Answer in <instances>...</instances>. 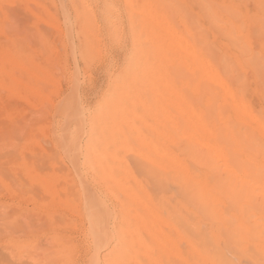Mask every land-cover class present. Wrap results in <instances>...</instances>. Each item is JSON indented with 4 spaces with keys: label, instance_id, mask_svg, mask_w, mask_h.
<instances>
[{
    "label": "bare ground",
    "instance_id": "bare-ground-1",
    "mask_svg": "<svg viewBox=\"0 0 264 264\" xmlns=\"http://www.w3.org/2000/svg\"><path fill=\"white\" fill-rule=\"evenodd\" d=\"M19 1L0 0V36L5 37L0 39V148L6 143L12 148L5 157L0 149V186L1 191L7 187L14 199L40 201L47 221L36 229L56 232L55 245L63 240L62 230L70 228L72 220L68 212L67 219L55 214L59 202L79 216L94 245L88 264H103L97 252L112 242L119 251L112 257L107 254L111 258L106 264H143V258L150 264H264V0H124L135 14L131 21L135 44L125 67L113 78V88L86 118L73 77L71 93L56 106L63 117L56 142L74 175L60 170L45 146L37 143L48 130L41 122L51 101L47 88L55 83L48 60L55 55L51 46L40 50L48 45L42 32L37 35L39 55L50 56L40 61L39 50L31 48L25 31L3 24L10 21L4 4ZM29 1L42 9L41 15L47 14L48 0ZM84 2L75 5V16L81 18L90 43L94 30ZM3 90L32 100L28 99L43 117L40 125L21 126L22 111L5 103ZM18 135L26 140V135H35L37 140H28L44 147L45 165L42 156H35L40 147L33 144L35 149L29 150L25 146L30 141L22 146ZM24 150L35 153L29 159H41L40 163L30 162L27 154L22 155ZM128 154L136 157L134 163L126 159ZM82 165L93 170L101 189L82 177ZM18 172L26 174L27 197L15 189L22 184L20 179L16 185L9 183L16 175L24 177ZM52 200L56 205H50ZM6 212L15 219L8 221L0 214L2 224L14 220L9 232L0 224L3 239L6 231L7 235L15 231L21 215ZM28 228L18 235L10 233L14 239L8 240L29 241L20 246L29 253L28 259L22 258L24 264H32L36 249L35 241L30 245L35 232ZM49 250L43 251L45 261L55 257ZM8 251L15 259L16 249L12 257ZM70 251L67 256L75 257ZM129 251L127 258L124 252ZM24 252L21 256L16 252L13 264Z\"/></svg>",
    "mask_w": 264,
    "mask_h": 264
},
{
    "label": "rangeland",
    "instance_id": "rangeland-1",
    "mask_svg": "<svg viewBox=\"0 0 264 264\" xmlns=\"http://www.w3.org/2000/svg\"><path fill=\"white\" fill-rule=\"evenodd\" d=\"M48 1L49 2L47 3V9H48L47 14H49V16L47 14H45L44 16L41 15L42 9L38 6H36L35 4L31 3L30 1L28 2V0H27V2H26V0L19 1L17 3H14L13 5H12V3L11 4H8V3L4 4L3 9H4V11L6 10V12L9 13L10 21L7 22V20H5V21H3V24L5 23L9 27L17 26L23 32L25 31L29 45L31 46L32 49L33 48H34V50L37 49V52L39 50L38 47L40 46L39 38L37 35L40 34V32H42L43 34L46 35V37H48V40H47L48 45L42 46V47L40 46L41 47L40 50H42V51L45 50V48H48L49 46H51V48L53 50V54L55 55V57L53 56V58H55V59H53L51 57V60L53 59L52 60L53 62L48 58V56H50V54L48 56H46L45 54H44V56L42 55L45 59H47V60L49 59L48 60V62H50L49 67L51 68V70L53 68L52 72L54 74L52 73V75H53V78L55 80V83H53L51 86H49L47 88L48 94L50 93L49 95L51 96V101H50V103H47L48 109L46 110V113H47V117H45L46 122L45 121L41 122L42 124L46 125L45 128H47L48 130L46 129L47 131H44V134H41V135L39 134L40 137L37 135V137H39L38 140L34 137L35 135L33 137H30V135H26V136H29L28 138H30V139L31 138L36 139L37 143H38V141H40L39 142L40 145L42 144L43 146H45V148L43 146L41 147L38 145L39 143L35 145L36 141L33 139L35 142V143L33 142L35 148L37 146H39L41 149V151H40V149L37 150L38 149V147H37V149L34 151L36 153L35 156L37 158L39 156H42L43 154L46 155L45 151L42 150V148L47 149L46 151H48V153H50V156H48V155L47 156L50 157V160L53 157L54 159L52 158V160L57 161L60 164V166H59V164L56 162L57 165L60 167V170L63 167V169H64V170L62 169L63 172H65V169H66V171L68 169V173H71L72 175H74V171H75L74 167L72 166L70 161L65 157L66 155L64 154V152L61 150V148L58 146V144L56 142L55 136H59V134L62 131V125H63V121H62L63 117L57 113L56 106L62 100L63 97H65L69 93H71L72 86L74 83L73 77H75L76 90L78 93L79 104L82 106V110H83L85 117L86 118L89 117L90 113L93 112V110L98 106L99 100H101L103 95L107 91H109L113 88V83H114L113 78H115V75L120 70H122L123 67H125L126 62H127L128 58L130 57V55L133 51L132 49H134L135 41H134L133 36H132L131 21H132V18L135 14L132 12H129V10H127V7H126L124 0H87V1L83 0V2L85 1L84 2L85 8H86L85 10L87 12H89V14L91 16L90 29L94 30L93 37H91V41L89 43V39L87 37V31L83 28L81 18H78L75 16L76 10H77V7L75 5H77L79 3V0H48ZM25 3H27V5L28 4H30V5L27 6ZM107 4H110L111 7H107ZM50 10H51V12H50ZM37 16H40V18H38ZM51 17L54 19H51ZM67 18H68V20H67ZM0 39L4 40L5 37L3 35H1ZM40 50H39V53L36 52L37 53L36 58L38 57L39 60L41 61L44 58L41 57V55H39V54H41ZM55 63H57V64H55ZM49 89L50 90L52 89L54 92L50 91ZM51 93H52V95H51ZM2 96H3V99L5 100L6 104H9L10 106L12 104L18 110L22 111L20 113V115L23 114L24 116L22 115L23 118L20 119V117H21L20 116L18 119V122L20 121L21 126H23V125L24 126L25 125L30 126V123H33V124L37 123L40 125V119L43 117L41 115V111H38L37 108H35V106H32V104H30L32 102V100H30L26 96H12V94L8 90H3ZM28 99L31 102H29ZM48 104H50V105H48ZM31 118H33V119H31ZM41 120H43V119H41ZM45 128H44V130H45ZM48 131L51 132L50 135H49ZM45 134H46V137L44 136ZM52 135H54V136H52ZM42 136H43V138H42ZM28 138H27V140H28ZM50 138H52V139H50ZM18 139H19L21 145L26 140V138H23L20 135H18L17 141H18ZM30 139L28 141L26 140L25 143L29 142ZM49 139L51 141H54L55 143L51 142ZM42 141H44V142H42ZM6 142H8V141H6ZM20 144H18V148L21 147ZM30 144H32V141H30ZM30 144H27V145L25 144L26 145L25 147H28L29 150L31 147L34 148L33 144L29 147L28 145H30ZM6 145H7V143L4 144L2 146V148H0V149H2L1 151H3V153H1V151H0L1 157H3V155L7 154V153H8L7 154V156H8L10 154L9 152H12V148L10 146H8V147L11 149H8V150L4 149L7 147ZM22 146H24V144ZM47 147H50V149ZM23 148L21 147L18 150H22ZM29 150L28 151L26 150V153L24 150L22 155H24V153H25V154H27L28 159L32 158V156L34 158L35 153L30 154ZM131 155L132 154H128L126 159L128 161L134 163V161H136V157L133 155L131 156ZM5 156L6 155H4V157ZM47 156L46 157L42 156L41 158L43 159V157H44V159L46 160ZM27 157H25L26 160H28ZM37 158L31 159V160L29 159V160H30V162L36 161L35 163H38L37 162V160H38L40 163L41 159H37ZM44 159L42 161L44 162V165H45L46 162L44 161ZM52 160H51V162H54ZM60 161H61V163H60ZM62 163H64V164H62ZM65 164L67 165V167ZM46 170L47 169L45 168V171ZM48 171H49V169H48ZM80 172L82 174V177L84 179H87L90 182V184L93 186V188L99 189L102 186L98 177L95 176V173L93 174L92 169L89 170V168L87 166L84 167L82 165V167H80ZM20 173L18 172L19 176H22V175H20ZM21 174H23L24 177H17L18 175H16L14 177L18 178V179H16V181L14 182L15 178L12 177L13 181H12V183L11 182H9V183L11 185L12 184L16 185V182L21 180L23 185L20 184V182H18L17 184H20V185H18L20 188L17 187V185H16L15 189L17 190V188H18L17 193H19V194L22 193L21 194L22 196L27 197L26 196V195H28L27 190H29V188H28V184L25 185V183L27 182L26 181V174H25V172H22ZM94 176L97 178L93 179ZM21 178L22 179L24 178V179L22 180ZM95 180H98L100 183L98 181L96 182ZM6 181H7V179H6ZM24 181H26V182H24ZM96 183H97V185H96ZM2 185L0 186V191H1ZM99 185H100V187H99ZM13 187H14V185L12 186V188ZM3 189L0 192V214L2 213L1 214V217H3L2 219H4V218L7 220L9 219L8 221L15 219L11 216V214L6 212L7 210H9L10 213L15 212V213L21 214L19 220H16L17 222H15V227H14L15 231L11 230L13 233L12 232H10V233L18 235V234H20V232H22L24 230L25 226H26V228H28L27 227L28 225H30L31 229L33 228V230L28 228V229H26V231L29 230L30 233H34V232L36 233V235L34 233V238L30 239L33 241L32 244H30V245H33L34 241L36 242V245L32 246L33 249L36 248V249H34L35 250L34 251L35 256L31 255V257H33V258L32 259L30 258L32 264H34L35 261H37L35 263L40 264V263H42L41 260H43L44 264H51V263H53V264L54 263L55 264H65V261H66V264H88V261L90 260L92 254L94 253L95 248H94V245L91 244L92 243L91 239L88 237V235L86 233L87 231L85 232L83 222H81L82 220L79 218V216L77 214H75L72 210H69L63 204H61L59 202L56 206V208L59 206L57 209L53 207V208H51L52 210H49V212H52V211H54L53 209H56L57 211H55V214L56 215L63 214L65 216V219H67L66 216L69 213V216H67V217H69L72 220L71 221L70 219H68L72 222V224H70L72 228L70 227V225H69V227L71 229L68 227L63 228L62 233L65 234V237L63 238L62 241H60V243H57L58 245H55L56 240L53 239L52 236L56 232L52 233V234L45 232V234H46L45 235L44 230L38 231L39 228L41 229L42 223L47 221V216H46L47 213H45L44 210H41L39 208V204H41L40 201L38 200V201L34 202L31 199L26 200V198H25V200L28 201V202H26L23 200L24 199L23 197H22L23 199L20 198L21 200L20 199H14L11 195H9V190L7 187H5ZM6 190H8V191H6ZM1 193H3V194H1ZM6 194L9 196H7ZM46 199L48 200V202L51 201L50 198H48V197ZM19 200H20V202H19ZM109 200H110V198H109ZM22 201H24V202H22ZM52 201L54 203L51 202L52 204H50V205H54V204L56 205V202L54 200H52ZM36 202H37V204H36ZM11 203H13V204L11 205ZM109 203L112 206L116 205L115 202L112 200L109 201ZM6 204H8L9 206ZM17 204H19L20 206ZM16 206H18L20 208V210H19L20 212L17 211L18 208H16ZM62 206H64L67 209L66 212H64L66 209L63 208ZM3 209L4 210L7 209V210L4 211ZM35 209H37L38 212L40 211V213L38 214L36 212L37 210H35ZM33 211H35V212H33ZM32 213H35L36 215H39V216L36 217L35 214H33L35 216H32ZM64 213H66V215ZM117 215H118V213L115 214L116 219H114V220H117V222H118V220L121 218H119L120 215H118V216ZM7 216L8 217L11 216L12 218H8ZM34 217L36 219H34ZM30 220H31V222H30ZM0 221H2V220H0ZM21 221H23V223L25 225ZM34 221H36V222H34ZM3 222H5V221L3 220ZM74 222H76V223L74 224ZM13 223H14V220L12 221V224ZM0 224H1V226L3 224L6 225V228L4 227L5 230L8 228L10 229V227H8V225L11 223H9L7 225V223L2 224V222H1ZM12 224H11V228H12V226H14V224L13 225ZM26 224H28V225H26ZM34 225H36V226H34ZM72 225L74 226V228ZM1 226H0V230L2 229L1 230L2 234H0V237L2 238L3 237L2 235L4 232H3V227L1 228ZM34 227H35V229H34ZM9 229H8V232H9ZM1 231H0V233H1ZM31 231H33V232H31ZM38 232H41V233H38ZM10 233H8L9 235H7V231H6V233L4 234L5 239H3L4 237L2 239L0 238L1 239L0 242L1 241L3 242V243L1 242L2 244L0 243V255H1L0 258L2 257V259H4V260L1 259L2 261H0V264H2V263L13 264V262L15 263V261H16L15 259H18V258H16V252H18V255L20 254V256H21V254L23 255V251H25L24 252L25 254H26V251L28 252L27 248H26V250L25 249L22 250V249H20V246H22L24 243L27 244L29 241H25L23 243L8 242V240L12 241L11 239H14V237H12L11 236L12 234H10ZM41 234L42 235L44 234V236H42ZM13 236H15V235H13ZM8 237H10V238H8ZM49 237L51 238V240L49 239ZM68 238H71V239H68ZM65 239H67V241ZM5 240H7V243ZM37 240L39 242L40 241L41 242L39 243ZM47 241L49 242L50 246L49 245L47 246V244H48ZM10 243H11V245H10ZM30 243H31V241H30ZM41 243H43V244L41 245ZM73 243H74V245H73ZM8 244L11 247L13 246L12 248H10L9 246H8L9 248L6 247V249L9 250L8 252L11 253V257H12V253L14 254V249H16V252L14 254L15 256L13 255L15 257V259L13 257L11 259L9 256L10 254L8 255L7 250L4 248L5 247L4 245L7 246ZM15 244H17V245H15ZM114 244H115V242H112L109 244L110 246L108 245V246L98 250V252H97L98 257H99L100 261L102 260L101 262L103 264L104 263L106 264L110 260V258L113 256V254L115 256V253H118L119 250L114 247ZM40 247H43L44 249L42 248V250L40 251ZM49 247L53 248L50 250H51V253H53V256H55V257L51 258L49 261H45V258H44L45 252H43V251L44 250L46 251V249L49 250ZM66 247L68 249L70 248V250H73V251H70L68 249H67V251H65L64 249H66ZM134 248H136V247H134ZM142 249H140V250H142ZM109 250H111L112 252L109 253L108 252ZM135 250H138V249H135ZM20 251H22V252H20ZM69 251H70V255L73 254V255H75V257L72 256L73 258L72 257L70 258V256H67V254H69ZM101 251H102V253H101ZM142 251H144V249ZM58 252H59V254H57ZM39 253H41V254H39ZM121 253H123V251ZM131 253L132 252H130V251L128 253L124 252L126 257L128 255H130ZM138 253L142 254V252L141 251L139 252V250H138ZM107 254H108V256H111V257H108ZM28 255H29V253H27L25 256H22L21 258H19L20 262L17 260V263L19 262L20 264H24L25 261L23 263L21 262L22 258L27 257L26 259H28ZM61 255L63 258H61ZM104 255H105L106 260H103ZM20 256H18V257H20ZM25 258H23V260H26ZM40 258H41V260H40ZM59 258H61V259H59ZM69 258H70V260H69ZM143 259H144V262L142 261ZM143 259H141V261H142L141 263L150 264L149 262H147V260L145 258H143ZM11 260H13V261L11 262ZM28 262L30 263V261H28ZM127 264H128V262H127Z\"/></svg>",
    "mask_w": 264,
    "mask_h": 264
}]
</instances>
